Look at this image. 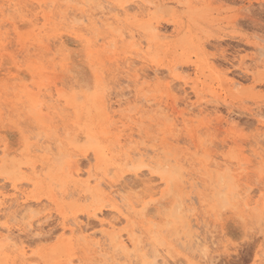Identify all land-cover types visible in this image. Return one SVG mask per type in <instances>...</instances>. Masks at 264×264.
Segmentation results:
<instances>
[{"label":"rangeland","instance_id":"rangeland-1","mask_svg":"<svg viewBox=\"0 0 264 264\" xmlns=\"http://www.w3.org/2000/svg\"><path fill=\"white\" fill-rule=\"evenodd\" d=\"M259 41L264 0H0V264H264ZM103 177L141 182L130 212Z\"/></svg>","mask_w":264,"mask_h":264},{"label":"bare ground","instance_id":"bare-ground-1","mask_svg":"<svg viewBox=\"0 0 264 264\" xmlns=\"http://www.w3.org/2000/svg\"><path fill=\"white\" fill-rule=\"evenodd\" d=\"M89 1V0H88ZM86 2H87V0H86ZM107 3V2H106ZM126 9V8H125ZM156 35V34H155ZM50 41V40H49ZM54 44V43H53ZM48 45V44H47ZM46 45V46H47ZM252 46H253V48L255 49V52H256V56H254V57H252V60H258V61H262L263 60V57H264V43H262V42H253L252 43ZM26 47V46H25ZM48 47H49V45H48ZM147 47V46H146ZM2 55V54H1ZM126 61V60H125ZM132 61V60H131ZM264 61V60H263ZM10 62V61H9ZM127 62V61H126ZM125 62V63H126ZM132 64L134 63V62H131ZM132 64H131V66H132ZM126 65V64H125ZM54 66H55V64H54ZM39 67V66H38ZM36 68V67H35ZM122 68H123V66H122ZM245 68V70H246V72H247V70L249 71V67H247V66H245L244 67ZM144 69V68H143ZM28 70H29V68H28ZM134 70V69H133ZM158 70V69H157ZM160 71V69L157 71V72H159ZM71 72V71H70ZM124 72V71H123ZM145 72H147V71H145ZM162 72H164V71H162ZM2 74V73H1ZM119 74V73H118ZM136 74H138V72L136 73ZM141 74H142V72H141ZM141 74H138V75H140V77H138L137 78V80H139L140 78H146V77H148L146 74H144V75H141ZM147 74H149V72L147 73ZM152 74V73H151ZM154 74V73H153ZM3 75V74H2ZM57 75H58V73H57ZM135 75V74H134ZM126 76V75H125ZM70 77V76H69ZM96 77V76H95ZM9 82L10 81H8V82H6L5 83V81H4V84H9ZM33 83V82H32ZM2 84H0V86H1ZM29 85V84H28ZM44 85V84H43ZM31 86V85H30ZM7 87V86H6ZM44 87V86H43ZM56 87V86H55ZM9 89V88H8ZM45 89V88H44ZM187 89V88H186ZM38 90H40V89H38L37 88V91ZM6 91H7V88H6ZM14 91V90H13ZM89 91V90H88ZM5 92V91H4ZM18 92V91H17ZM6 93V92H5ZM38 93H39V91H38ZM90 93V92H89ZM186 94H187V92H186ZM24 95L26 96V98H27V101H29L30 102V108H31V111H32V113H33V115H34V117L38 120V121H40L42 124H44V125H47V124H50V121H49V117L47 118V116H46V114L44 115L43 113L44 112H42L43 111V105H42V102H41V100L40 99H38V98H34L33 96H30L29 95V93L28 92H26V93H24ZM182 95V94H181ZM181 95H177V96H181ZM108 96V95H107ZM184 96V95H183ZM40 97V96H39ZM77 97V96H76ZM23 98V97H22ZM45 99V98H44ZM46 99H48V98H46ZM154 99V97H152V98H140V100L138 99V103L139 104H142V105H140L139 106V108L136 110V112H135V114H141V111H147V113L148 112H153L154 111V105H153V103H151V101ZM90 100H91V103H92V105H93V107H94V109L96 110V117L99 119V120H106V119H108V118H110V115H109V111H108V109H109V105H107L106 104V99H105V97L103 96V95H99V94H97V93H95V94H93L92 95V97L90 98ZM175 101H176V98H174L173 99V103H175ZM51 102V101H50ZM117 102V101H116ZM119 102V101H118ZM200 103V102H199ZM198 103V104H199ZM27 104V103H26ZM119 104V103H118ZM196 105V106H200V105ZM201 104V103H200ZM115 106V105H114ZM166 106V105H165ZM23 107V106H22ZM27 107V106H26ZM58 107V106H57ZM56 107V108H57ZM158 107H160V105H158ZM145 108V109H144ZM189 109L190 108H193V105L190 107H188ZM28 109V108H27ZM188 109V110H189ZM46 110V109H45ZM194 110V109H193ZM47 111V110H46ZM52 111V110H51ZM54 111V110H53ZM187 111V110H186ZM190 111V110H189ZM55 112V111H54ZM185 113V111L183 112L182 110L178 113V115L176 116V118L177 117H180V118H182V120H184V114ZM152 119V118H151ZM153 119H155V118H153ZM113 121V120H112ZM113 123V122H112ZM111 123V124H112ZM117 123V122H116ZM123 126V125H122ZM125 126V125H124ZM129 137H131V136H129ZM3 149V148H2ZM144 150V149H143ZM152 150H154V149H152ZM158 150V149H157ZM4 151V150H3ZM134 152H135V150H134ZM139 153V155H145L146 154V152H144V151H141V149H139V151H136V153ZM2 153V152H1ZM5 154V153H4ZM171 155V154H170ZM172 156V155H171ZM174 157V156H173ZM173 157H166V158H168L167 160H169V161H171L172 159H175V158H173ZM69 161H72V160H69ZM72 163H75V162H73L72 161ZM72 163H71V165H72ZM81 163H83V162H81ZM21 166V165H20ZM76 166L77 167H75V170H76V174L77 175H79L80 176V174H81V170H80V167H79V165L78 164H76ZM171 166V165H170ZM70 167H72V166H69V169H70ZM73 167H74V165H73ZM27 170V169H26ZM110 171V170H109ZM141 172H143V171H141ZM71 173V172H70ZM83 173V172H82ZM144 173V172H143ZM74 174V173H73ZM84 174V173H83ZM135 174H138V172H136ZM75 175V174H74ZM126 175V174H125ZM131 176V175H130ZM208 176H211V174L209 173L208 174ZM108 177V176H107ZM170 177H171V179L173 180V176H171L170 175ZM170 177L168 178V180H170L171 181V179H170ZM173 177V178H172ZM14 179V178H13ZM220 181L223 183L222 184V186H221V189H219V190H216V192H217V194L220 196L219 197V204H220V207H224V206H226V205H229V204H231V200L235 197V194H237V192H239V191H235L234 193L231 191L230 192V194H232V196H227V192H226V190L224 191V189L226 188V187H228L230 184H231V181H230V178H229V176L226 174V175H221L220 176ZM17 180V179H16ZM189 180V179H188ZM218 180V179H217ZM29 181V180H28ZM92 181V180H91ZM186 181V180H185ZM184 181V182H185ZM190 181H193V180H191L190 179ZM139 181H135V183H128V181L127 182H125V183H123L121 180L120 181H113L112 179H111V177H109V178H95V190H94V192L96 191H100V192H102V193H104L106 190L108 191V193H112V199H114V205H113V209L111 210V211H114V212H116L117 214H119V215H122L123 213H124V211H126V212H130V210H131V208L133 207V204L132 203H130V200H129V198H128V196L127 195H125L123 192L124 191H126V190H132V189H136V188H138L140 185H141V182L140 183H138ZM169 182V181H168ZM189 182V181H188ZM170 183V182H169ZM7 183H5V184H3V185H6ZM144 184V183H143ZM189 184L191 185V182H189ZM194 184V183H193ZM192 184V185H193ZM1 185V184H0ZM30 185V184H29ZM7 186V185H6ZM13 186V185H12ZM15 186V185H14ZM28 186V185H27ZM142 186V185H141ZM4 187V186H3ZM2 187V188H3ZM145 187V186H144ZM143 187V188H144ZM2 188H1V190H2ZM112 188V189H111ZM233 189H235L236 188V186H234V187H232ZM150 190V189H149ZM215 190V189H214ZM146 191H147V189H146ZM247 191L248 190H246L244 193H245V196H247ZM124 195H123V194ZM155 193V192H154ZM145 194V193H144ZM151 194V193H150ZM152 194H153V192H152ZM17 196H19V194L17 195ZM139 196H140V194H139ZM138 195H137V197H139ZM147 196V195H146ZM9 197V196H8ZM136 197V198H137ZM140 197H142V196H140ZM27 199V198H26ZM116 199L119 201V204L116 202ZM137 200H139V201H141L142 199L141 198H137ZM15 205V204H14ZM11 206V205H10ZM234 206V205H233ZM144 208V207H143ZM186 208V207H185ZM12 210V209H11ZM9 211V210H8ZM109 211V210H108ZM99 212H100V214H106V213H104L101 209L99 210ZM107 212V211H106ZM184 212V203H183V201L182 200H179L178 202H177V204H176V206L174 207V213H173V215H178V214H180V213H183ZM110 213V212H109ZM172 215V214H171ZM95 216H97L96 214H95ZM178 217V216H177ZM75 220H76V218H74ZM76 223H77V220H76ZM4 227V226H3ZM78 227L79 228H83V227H85V226H83V227H81L80 225H78ZM64 228V227H63ZM195 242H197V244L199 243L198 241H195ZM130 244H133V246H136V243L135 242H133L132 240H131V242H130ZM128 245V243H124V242H122V247H126ZM207 250V249H206ZM204 251V250H203ZM204 252H206V251H204ZM202 256V255H201ZM207 262V261H206ZM157 263V261H156V259L155 260H152V261H150V262H148V263H146V264H156Z\"/></svg>","mask_w":264,"mask_h":264}]
</instances>
